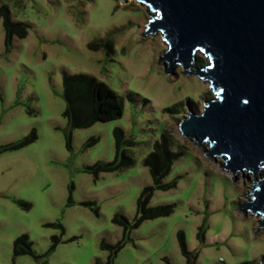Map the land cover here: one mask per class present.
<instances>
[{"label":"rangeland","instance_id":"1","mask_svg":"<svg viewBox=\"0 0 264 264\" xmlns=\"http://www.w3.org/2000/svg\"><path fill=\"white\" fill-rule=\"evenodd\" d=\"M4 4L30 27L8 46L0 20V264H189L180 231L194 264H264L261 215L241 212L252 173L234 177L223 158L207 155V142L198 145L182 133L183 120L202 113L216 94L209 80L187 74L181 64L170 74L163 33L142 36L152 19L147 5L0 0ZM92 42L100 46L93 49ZM201 59L209 63L198 51L195 69ZM65 72L107 83L122 96L123 115L72 128L63 114ZM115 127L131 141L126 148L135 164L95 179L86 167L115 158ZM33 133L34 141L7 148ZM164 134L171 149L183 153L164 183H178L156 189L149 206L174 204V210L125 229L114 216L134 223L138 198L153 185L144 159ZM93 138L98 141L87 146ZM23 234L34 255L14 256V241ZM103 242L123 243L115 252Z\"/></svg>","mask_w":264,"mask_h":264},{"label":"water","instance_id":"2","mask_svg":"<svg viewBox=\"0 0 264 264\" xmlns=\"http://www.w3.org/2000/svg\"><path fill=\"white\" fill-rule=\"evenodd\" d=\"M149 8L148 33L161 31L169 43L163 59L172 74L181 64L187 74L209 80L216 96L202 113L180 125L209 157L224 159L237 178L252 173L254 186L241 212L261 215L264 228V0H138ZM209 63L196 69V54ZM194 69L193 71L191 69Z\"/></svg>","mask_w":264,"mask_h":264},{"label":"trees","instance_id":"3","mask_svg":"<svg viewBox=\"0 0 264 264\" xmlns=\"http://www.w3.org/2000/svg\"><path fill=\"white\" fill-rule=\"evenodd\" d=\"M0 20L3 21L5 41L8 46L12 45L15 37L24 38L28 35L29 24L14 20L12 11L6 4L0 6ZM99 46L100 44L97 42L90 43V47L93 49H97ZM204 63L205 61L201 59L198 65L201 67ZM64 97L66 109L63 114L69 120L72 128H86L96 122L118 119L124 112V100L122 96L104 81L88 74L65 72ZM113 134L116 146L115 158L111 161H97L86 167V171L91 173L95 179H98L104 172L121 171L135 164L133 155L126 148L131 141L127 139L124 129L115 127ZM36 138V134L33 133L31 136L7 146V148L22 147ZM97 141L98 138H93L91 142L87 143V146H91ZM182 154V152H176L171 149L167 135L164 134L159 140H156L153 150L144 159V165L149 168L153 178V185L145 187L138 198L137 216L134 223L130 224L128 218L122 214H116L113 219L114 222L127 229L128 225L136 227L147 219L170 215L174 210V204L150 207L149 202L156 189H169L177 185L178 179H174L169 183H164V179L170 173L174 162ZM178 236L182 251L187 256L189 264H194L191 258L194 259L195 256L187 249L185 234L180 231ZM54 240L55 244L53 247L55 248L59 239L55 237ZM122 243L119 242L116 246H111L103 242L102 247L113 248L117 252L121 248ZM13 253L14 256L24 254L34 255L33 242L28 235L23 234L16 238L13 244Z\"/></svg>","mask_w":264,"mask_h":264}]
</instances>
